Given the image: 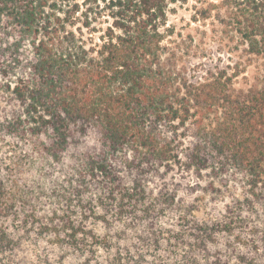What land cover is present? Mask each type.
<instances>
[{"label": "trees", "instance_id": "16d2710c", "mask_svg": "<svg viewBox=\"0 0 264 264\" xmlns=\"http://www.w3.org/2000/svg\"><path fill=\"white\" fill-rule=\"evenodd\" d=\"M180 1L0 0V264H264V0Z\"/></svg>", "mask_w": 264, "mask_h": 264}, {"label": "rangeland", "instance_id": "374dc122", "mask_svg": "<svg viewBox=\"0 0 264 264\" xmlns=\"http://www.w3.org/2000/svg\"><path fill=\"white\" fill-rule=\"evenodd\" d=\"M68 1V4L70 6L77 5L78 6V12L77 15H81L82 12L85 13L88 8L92 9V13L99 11L100 14H108V10L106 8H103L105 6V2L102 0H65ZM203 1V0H202ZM201 2H196V0H182L175 4H170L168 13V21L170 23H176L177 26H184L190 21V16L194 12V5H200ZM205 5V3H202ZM100 18V17H99ZM107 18V19H106ZM99 21L101 20V23L98 25H101L102 27H106L110 22V17L108 15H102ZM97 24V23H96ZM192 26H194L193 23H191Z\"/></svg>", "mask_w": 264, "mask_h": 264}]
</instances>
